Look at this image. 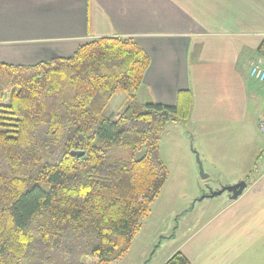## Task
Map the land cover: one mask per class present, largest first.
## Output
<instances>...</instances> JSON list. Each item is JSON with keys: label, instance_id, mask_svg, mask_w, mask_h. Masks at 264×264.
Segmentation results:
<instances>
[{"label": "trees", "instance_id": "obj_1", "mask_svg": "<svg viewBox=\"0 0 264 264\" xmlns=\"http://www.w3.org/2000/svg\"><path fill=\"white\" fill-rule=\"evenodd\" d=\"M149 65L121 37L0 63V264H111L130 249L167 180L160 139L191 110L188 91L172 106L137 100ZM118 93L124 109L105 116ZM163 264L191 262L177 252Z\"/></svg>", "mask_w": 264, "mask_h": 264}, {"label": "crops", "instance_id": "obj_2", "mask_svg": "<svg viewBox=\"0 0 264 264\" xmlns=\"http://www.w3.org/2000/svg\"><path fill=\"white\" fill-rule=\"evenodd\" d=\"M107 37L131 38L149 56L140 103L172 106L190 92L187 126L207 142L208 177L246 184L194 250L180 252L191 264H264V145L248 167L240 152L237 164L223 161L231 127H244L251 109L264 115V82L250 75L251 63L264 68V0H0L1 64L67 58Z\"/></svg>", "mask_w": 264, "mask_h": 264}, {"label": "rangeland", "instance_id": "obj_3", "mask_svg": "<svg viewBox=\"0 0 264 264\" xmlns=\"http://www.w3.org/2000/svg\"><path fill=\"white\" fill-rule=\"evenodd\" d=\"M140 94L139 91L136 92L137 99ZM123 99L125 94H116L106 108L105 116L112 117L122 111L124 107L120 106ZM257 113V110L251 109L244 127H231L226 133V136L230 134L227 137L230 152L223 160L227 166L237 164L236 155L239 152L241 164L245 167L250 164L249 155L251 158L259 156L260 151H256L255 147L260 150L264 145V138L258 131ZM192 132L187 123H171L167 126L159 142L160 157L168 171L167 180L151 204L149 215L141 221V228L130 249L121 259L111 264H163L177 252L186 248L192 251L199 244L200 238L204 239V230H201L225 211L226 207H221V204L230 201L227 192L214 198L205 197L228 185L208 177L209 162L206 158L203 159V149L207 142L199 141L197 135L192 137ZM217 145H223L220 137ZM141 154L142 152L136 153V158ZM196 155L206 179L200 176ZM121 156L127 157L124 153Z\"/></svg>", "mask_w": 264, "mask_h": 264}, {"label": "water", "instance_id": "obj_4", "mask_svg": "<svg viewBox=\"0 0 264 264\" xmlns=\"http://www.w3.org/2000/svg\"><path fill=\"white\" fill-rule=\"evenodd\" d=\"M71 155L79 158V157L83 156V152L71 151ZM196 161H197V164L199 166L200 176L202 177V179H206L207 176L205 174H203L201 162L199 161L198 156L196 157ZM245 188H246L245 182L244 181H240V182H238V183H236L234 185L221 188L220 190H217L215 192H211V193H209L208 196H205V197L214 198L216 196L221 195L224 192H227L230 195V198L235 200L242 194V192L244 191ZM205 197H202V199L205 198Z\"/></svg>", "mask_w": 264, "mask_h": 264}, {"label": "built area", "instance_id": "obj_5", "mask_svg": "<svg viewBox=\"0 0 264 264\" xmlns=\"http://www.w3.org/2000/svg\"><path fill=\"white\" fill-rule=\"evenodd\" d=\"M250 75L260 82H264V68L261 65L251 63ZM258 131L264 138V115L258 120Z\"/></svg>", "mask_w": 264, "mask_h": 264}]
</instances>
